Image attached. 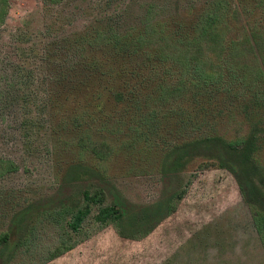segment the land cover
Returning <instances> with one entry per match:
<instances>
[{"label": "trees", "instance_id": "trees-1", "mask_svg": "<svg viewBox=\"0 0 264 264\" xmlns=\"http://www.w3.org/2000/svg\"><path fill=\"white\" fill-rule=\"evenodd\" d=\"M8 7L9 0H0V27ZM140 10L122 27L108 14L50 35L33 63H24L18 33L5 42L0 37L2 133L14 131L33 94L28 87L40 79V116L51 136L58 133L60 141L61 132L68 134L66 145L76 147L59 188H80L55 206L32 201L15 212L0 232V264L29 240L45 213L72 231V244L62 241L51 256L73 249L88 219L123 238L145 237L175 212L185 193L183 172L196 160L234 176L264 248V0L184 7L148 1ZM112 154H123L130 169L155 168L147 171L161 175L157 199L129 201L104 167ZM17 169L0 155V176Z\"/></svg>", "mask_w": 264, "mask_h": 264}, {"label": "rangeland", "instance_id": "rangeland-1", "mask_svg": "<svg viewBox=\"0 0 264 264\" xmlns=\"http://www.w3.org/2000/svg\"><path fill=\"white\" fill-rule=\"evenodd\" d=\"M148 1L162 0H62L58 4L9 0L0 37L5 42L11 33H18L17 40L26 51L24 63H33L50 35L69 34L108 14L115 15L116 26H125L123 23L133 22L141 13V5ZM173 1L181 7L198 2ZM39 84L40 79H33L29 85L33 94L23 105L14 131L5 135L0 122V155L18 166L16 171L0 176V232L7 229L13 214L30 202L55 206L58 199L74 197L80 189L59 188L62 174L72 162V152L76 157V147L66 145L68 134L61 132L60 141L58 133L51 136L45 115L40 116L38 109ZM113 155L103 164L127 199L136 204L157 199L163 190L161 175L156 170L147 171L155 168L130 169L121 161L123 154ZM86 158L98 163L90 156ZM183 181L185 193L175 212L143 238H123L113 226H98L88 219L76 246L51 256L62 241L66 246L72 244V231L45 213L7 264H264V248L234 176L196 160L184 170Z\"/></svg>", "mask_w": 264, "mask_h": 264}]
</instances>
